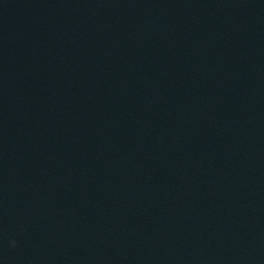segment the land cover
I'll return each instance as SVG.
<instances>
[{
    "label": "water",
    "instance_id": "water-1",
    "mask_svg": "<svg viewBox=\"0 0 264 264\" xmlns=\"http://www.w3.org/2000/svg\"><path fill=\"white\" fill-rule=\"evenodd\" d=\"M0 264H264V0H0Z\"/></svg>",
    "mask_w": 264,
    "mask_h": 264
}]
</instances>
